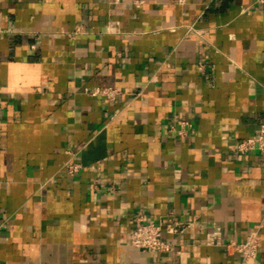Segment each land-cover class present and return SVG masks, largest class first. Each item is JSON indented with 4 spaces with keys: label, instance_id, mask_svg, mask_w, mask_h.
<instances>
[{
    "label": "crops",
    "instance_id": "1",
    "mask_svg": "<svg viewBox=\"0 0 264 264\" xmlns=\"http://www.w3.org/2000/svg\"><path fill=\"white\" fill-rule=\"evenodd\" d=\"M262 121L264 0H0V264H264Z\"/></svg>",
    "mask_w": 264,
    "mask_h": 264
},
{
    "label": "built area",
    "instance_id": "2",
    "mask_svg": "<svg viewBox=\"0 0 264 264\" xmlns=\"http://www.w3.org/2000/svg\"><path fill=\"white\" fill-rule=\"evenodd\" d=\"M93 92L102 94L108 99H114L118 89L115 86H97L93 89ZM179 133L183 134L184 130H180ZM235 150L242 154L251 150H258L264 155V121L259 124L257 131L253 135L238 139ZM81 166V163L73 162L68 165V170L71 173H75L80 171ZM261 225L252 229L245 240H232L226 243L228 250L239 251V264H250L252 260L257 258L261 246ZM185 226L186 222L175 220L172 217L159 221L145 220L142 217H138L131 239L136 247L169 251L173 249V244L164 238V231L177 233L184 230Z\"/></svg>",
    "mask_w": 264,
    "mask_h": 264
}]
</instances>
